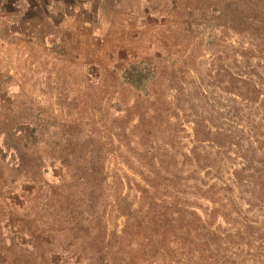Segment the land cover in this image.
Listing matches in <instances>:
<instances>
[{
  "label": "rangeland",
  "instance_id": "1",
  "mask_svg": "<svg viewBox=\"0 0 264 264\" xmlns=\"http://www.w3.org/2000/svg\"><path fill=\"white\" fill-rule=\"evenodd\" d=\"M225 6L0 0V264H264V253L229 263L193 220L147 228L144 179L159 152L136 126L144 88L129 82L148 61L185 83L195 75L183 60L207 69L211 28H229ZM157 80L171 98L178 85ZM192 196L190 206L207 202Z\"/></svg>",
  "mask_w": 264,
  "mask_h": 264
},
{
  "label": "trees",
  "instance_id": "2",
  "mask_svg": "<svg viewBox=\"0 0 264 264\" xmlns=\"http://www.w3.org/2000/svg\"><path fill=\"white\" fill-rule=\"evenodd\" d=\"M225 4L231 21L211 28L207 69L183 60L182 71L195 75L185 83L148 61L129 83L144 88L135 99L142 106L136 126L159 152V166L151 161L144 179L147 228L160 233L193 220L205 244L232 263L264 253V0ZM237 16L244 28H236ZM158 75L178 85L171 98L156 93ZM191 194L207 202L190 206Z\"/></svg>",
  "mask_w": 264,
  "mask_h": 264
}]
</instances>
